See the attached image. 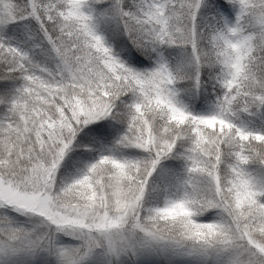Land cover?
Returning <instances> with one entry per match:
<instances>
[{"label":"snow or ice","instance_id":"obj_1","mask_svg":"<svg viewBox=\"0 0 264 264\" xmlns=\"http://www.w3.org/2000/svg\"><path fill=\"white\" fill-rule=\"evenodd\" d=\"M0 264H264V0H0Z\"/></svg>","mask_w":264,"mask_h":264}]
</instances>
